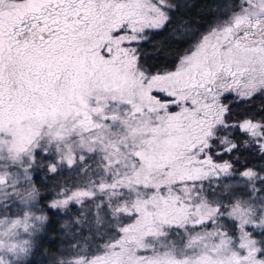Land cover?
Masks as SVG:
<instances>
[{"label":"snow or ice","instance_id":"snow-or-ice-1","mask_svg":"<svg viewBox=\"0 0 264 264\" xmlns=\"http://www.w3.org/2000/svg\"><path fill=\"white\" fill-rule=\"evenodd\" d=\"M207 6L214 11L202 24L197 10ZM262 24L264 0H0V111L5 97L60 102L72 124L110 129L133 156L125 170L153 181L133 199H171L190 209L193 227L227 222L240 236L239 264H264L255 239L264 209L241 224L224 191L236 185L264 203Z\"/></svg>","mask_w":264,"mask_h":264},{"label":"rangeland","instance_id":"rangeland-1","mask_svg":"<svg viewBox=\"0 0 264 264\" xmlns=\"http://www.w3.org/2000/svg\"><path fill=\"white\" fill-rule=\"evenodd\" d=\"M64 111L60 102L51 105L15 98L10 103L8 97L4 99L0 111V264H28L46 257L41 244L46 226L36 219L39 214L33 209L36 197L30 183H7L12 165H32L42 150L50 157V169L73 168L79 176L72 188H63L51 202L63 212L76 204L80 215L69 216L66 222L65 254L48 264H239L243 249H237L240 236L231 224L193 227L195 217L190 209L177 208L171 199H133L131 193L144 194L139 184L153 181L142 169L125 170L124 161H133L121 146L126 147L125 138L110 140L106 133L111 130H97L91 120L72 124ZM15 195L18 200L11 202ZM150 204L155 205L154 210L149 209ZM234 205L233 216L241 224L251 223L258 210L264 209L256 202ZM201 210L211 212L206 202ZM3 211L6 217L1 215ZM135 212L141 219L133 224L135 217L128 213ZM221 227L226 235L220 234ZM243 243L252 245L247 234H243Z\"/></svg>","mask_w":264,"mask_h":264},{"label":"trees","instance_id":"trees-1","mask_svg":"<svg viewBox=\"0 0 264 264\" xmlns=\"http://www.w3.org/2000/svg\"><path fill=\"white\" fill-rule=\"evenodd\" d=\"M205 4L209 3V0H204ZM214 11L210 6L201 7L197 10L200 16L204 19L200 20V23L206 24L208 22L207 18ZM166 37H159L158 40H163ZM179 54V53H177ZM174 57L170 54L169 59ZM40 152L36 154L35 163L27 166H20V164L12 165L9 169L11 171L8 173L7 183H13L17 186H22L23 183L29 182L31 191H33L35 198L33 209L37 211L39 215H43L45 219L43 220L46 226V235L42 240V246L46 249V257L41 258L40 261L33 260L28 264H48L49 261H55L56 256L64 255L63 248H65L66 243H68L67 227L66 222L69 216L80 215V207L76 204H71L67 209V212H63L59 208L57 215L53 216L50 211H48V205L51 204L54 198H56L58 192L63 188H72V186L77 183L79 178L77 170L73 168H58L55 173L50 171L48 165L49 159L40 158ZM26 175L28 178H26ZM40 176L43 178L37 179ZM228 193V198L232 199L234 203H244L253 204L254 202L248 196V190L237 187L236 185H230L228 188L224 189ZM234 198V199H233ZM18 200L16 195L13 197L11 202ZM259 206H263L264 203L256 201ZM4 217L7 216L6 212H1ZM12 214V213H10ZM9 218V217H8ZM4 219L1 220V222ZM6 220V219H5ZM229 224V223H227ZM228 226V225H227ZM232 228L231 226H228ZM259 239L264 237H257Z\"/></svg>","mask_w":264,"mask_h":264}]
</instances>
